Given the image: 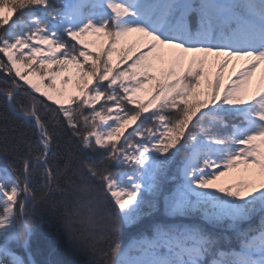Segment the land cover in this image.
Returning <instances> with one entry per match:
<instances>
[{
	"label": "snow or ice",
	"instance_id": "1",
	"mask_svg": "<svg viewBox=\"0 0 264 264\" xmlns=\"http://www.w3.org/2000/svg\"><path fill=\"white\" fill-rule=\"evenodd\" d=\"M0 76L32 130L0 166V264H36L29 217L62 179L104 264H264V0H0Z\"/></svg>",
	"mask_w": 264,
	"mask_h": 264
},
{
	"label": "trees",
	"instance_id": "2",
	"mask_svg": "<svg viewBox=\"0 0 264 264\" xmlns=\"http://www.w3.org/2000/svg\"><path fill=\"white\" fill-rule=\"evenodd\" d=\"M2 80L3 77L0 76V87L4 86ZM36 95L39 96L37 93ZM46 103L52 104L51 101H46ZM47 118L55 123L51 112L47 113ZM137 124L139 121L135 122L134 127ZM31 136L32 130L7 110L5 99L0 97V166H4L12 159L11 156L5 155V149L8 152L15 150L18 156H22L26 152L24 141ZM18 142H20L19 148H17ZM75 150L76 139L72 136L71 131L66 126H57L54 163H59L62 168L69 155ZM17 167H19V161H17ZM66 175L71 176V171ZM41 184L42 181L38 179L34 187L39 189ZM60 185L64 191H52L49 196L36 204L29 217V223L33 229V260L36 264H49V262H56V264H104L105 257L101 249L106 251L107 244L97 242L93 237L94 232L96 237L99 236L100 229L87 223L81 215L69 214L72 212L79 193L72 189L66 179H62ZM105 207L109 206L105 205ZM104 223V221H100L101 225ZM69 227L76 237L75 245L69 241ZM135 235L134 229H125L119 242L126 245Z\"/></svg>",
	"mask_w": 264,
	"mask_h": 264
},
{
	"label": "rangeland",
	"instance_id": "3",
	"mask_svg": "<svg viewBox=\"0 0 264 264\" xmlns=\"http://www.w3.org/2000/svg\"><path fill=\"white\" fill-rule=\"evenodd\" d=\"M241 64H242V62H237V64H236V67H237V69H239L240 67H241ZM53 67V70H56V66L55 65H53L52 66ZM230 68H231V66H230ZM259 76H260V70H257V72L254 74V77H253V80L254 81H257L258 79H259ZM233 78L235 79V75L233 76ZM47 82V81H46ZM37 94H39V93H37ZM141 99H143V100H147V96H145L144 94H142V93H139V94H137ZM134 125H135V123H132V124H130L129 126H127L126 127V130H125V132H124V135H127V132L129 131V130H132V128L134 127ZM121 139H123V136L121 137Z\"/></svg>",
	"mask_w": 264,
	"mask_h": 264
}]
</instances>
